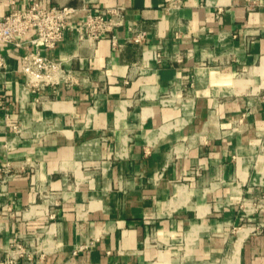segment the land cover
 Instances as JSON below:
<instances>
[{"label": "crops", "instance_id": "1", "mask_svg": "<svg viewBox=\"0 0 264 264\" xmlns=\"http://www.w3.org/2000/svg\"><path fill=\"white\" fill-rule=\"evenodd\" d=\"M32 2L123 23L114 46L68 33L45 55L71 82L35 92L34 32L0 44V264L13 242L27 264H264V0Z\"/></svg>", "mask_w": 264, "mask_h": 264}, {"label": "built area", "instance_id": "2", "mask_svg": "<svg viewBox=\"0 0 264 264\" xmlns=\"http://www.w3.org/2000/svg\"><path fill=\"white\" fill-rule=\"evenodd\" d=\"M9 3L10 10L0 18V44H11L15 48H22L23 37L29 31L34 32V36L29 40L33 48L21 57L20 67L24 76V85L33 92L60 80L71 82L70 74L45 55L63 42L68 33L75 32L79 42H96L110 37L114 46L116 39L112 32L123 23L121 5L106 8L103 13L82 8L85 15L78 24H72L69 18L76 12L75 8L69 6L43 8L38 3L32 2L26 8L19 9L15 7V0H9ZM144 38L145 33L138 32L130 40L140 43ZM154 58L159 62L161 56L155 52ZM5 71L6 65L0 51V79ZM12 129L16 131L17 125H13ZM10 171L8 164L4 163L0 166V182L5 180ZM27 247L19 242L11 243L7 248L9 254L5 263L15 264L18 260L23 264L29 263L32 253ZM86 248L87 245L80 246L73 251V254Z\"/></svg>", "mask_w": 264, "mask_h": 264}]
</instances>
